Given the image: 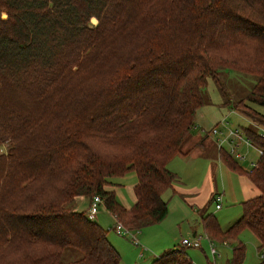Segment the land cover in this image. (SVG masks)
Instances as JSON below:
<instances>
[{"label": "trees", "instance_id": "1", "mask_svg": "<svg viewBox=\"0 0 264 264\" xmlns=\"http://www.w3.org/2000/svg\"><path fill=\"white\" fill-rule=\"evenodd\" d=\"M224 71L255 79L245 97H228ZM209 79L264 151V0H0V264H120L109 230L69 204L99 196L132 231L162 222ZM129 172L126 209L107 187ZM249 178L260 195L243 215L203 225L227 242L248 228L264 252V155ZM152 264L193 261L176 246Z\"/></svg>", "mask_w": 264, "mask_h": 264}, {"label": "rangeland", "instance_id": "2", "mask_svg": "<svg viewBox=\"0 0 264 264\" xmlns=\"http://www.w3.org/2000/svg\"><path fill=\"white\" fill-rule=\"evenodd\" d=\"M90 25L96 26L98 19L93 17L90 20ZM224 71L223 76L225 78V92L229 98L235 97L240 99L250 91L255 83V79L243 73ZM222 95L216 87L215 82L209 79L207 82V90L205 94V105L202 107L207 112L208 127L215 126V122L222 120L227 115V120L231 126L240 125L243 128L250 126L251 119L240 116L239 110L233 111L231 105H223ZM253 109L264 115V107L253 105ZM240 113V114H239ZM261 134L264 133V128H259ZM193 132V131H192ZM205 133L201 131L194 132L192 135L196 136ZM210 139L215 143L216 137L210 136ZM9 145L4 144L0 147V155L6 153ZM226 145H224L225 147ZM194 153V152H193ZM246 157V160L241 165L248 171L253 167L252 162L257 163L260 159V155L254 149V147L245 149L240 153ZM240 161V160H239ZM171 167V166H170ZM134 172L126 174L127 177ZM228 181L224 182V187H221L220 191L224 189L226 194L227 203H222V210H216L215 201L207 203L208 213L214 214L218 220L220 228L224 231L227 227L240 218L243 213L242 201L243 195L238 180V174L235 172H227ZM124 176V177H126ZM126 177V178H127ZM122 178L113 179L112 182L119 184ZM180 180V177L178 176ZM120 187V185H118ZM164 200L168 202L169 214L167 218L161 222L152 226L145 227L142 230L131 231L134 233L140 244L146 249L144 252L140 247L134 245L130 238L127 236H120L115 232V226L117 221L113 220L112 216L106 215L102 225L105 229L109 230V236L111 241L115 244L116 248L121 253L120 264H152L155 257H159L165 251L177 247H182L181 242L183 239L196 240L201 239L199 247H185L187 253L192 258L193 264H227L233 256V250L238 242H242L246 247V255L243 264H259L261 262L262 253L257 249L258 241L255 234L248 228L242 229L233 241H224L220 239H211L204 229V225L201 222V218L196 206H190L181 196L174 193V191L168 190L163 196ZM91 199L80 196L76 200L70 203V208L84 212L88 215L89 201ZM101 210V207H100ZM97 221V220H96ZM212 249L215 250V255L212 253ZM141 254L143 257H141ZM77 257L80 255L77 253Z\"/></svg>", "mask_w": 264, "mask_h": 264}, {"label": "crops", "instance_id": "3", "mask_svg": "<svg viewBox=\"0 0 264 264\" xmlns=\"http://www.w3.org/2000/svg\"><path fill=\"white\" fill-rule=\"evenodd\" d=\"M223 105H226V104H223ZM240 116L244 118L246 117L243 114H240ZM222 120L215 122V124L217 125ZM207 123H208L207 112L206 110H203L202 108H200L197 112L196 126L194 127L192 134L194 132H198L202 130V133H205V135L204 136H202L201 134H198L196 136L191 135L190 138L185 142L184 147H183V150L189 151V153L187 155L175 156L168 164L169 169L173 173H175L177 177L178 176L180 177V180L178 179L177 182L173 184V187L171 189L174 191L175 194L181 196L190 206L197 207L202 223H203V219H202L203 216H206V215L215 216L214 214L208 213V206L210 202L212 203V201H214V196L216 194H222L223 195L222 203H225V204L227 203V198H226L224 189L222 191H220V189L221 187H224V182L228 181L229 177L227 175V172L229 171L235 172L238 174V180H239V184L241 188V193L244 199L241 203H244L260 195V190L249 178V173L251 172L252 168L248 171L241 165L243 161L241 160L239 161V159L235 155L230 154V144H226L225 147L223 146L222 149H219L217 142L215 143L213 140L210 139V136H214L210 132L213 126L208 127ZM228 125L229 126L227 128L241 129L243 132V137H247V134L245 132L246 128L244 129L243 126H240V125L231 126L229 122H228ZM227 128L221 127V131H222L221 136H224L226 134ZM200 142L201 144L199 145ZM251 147L252 146H247L244 141H238L237 153L240 154L244 152L245 149H248ZM254 149L257 151L255 147ZM245 160H246V157H245ZM126 177L123 176V179H121L122 181L121 183L120 182L119 184L115 183V185L113 186H108L107 189L113 190L117 200L126 209H130L133 207V205L136 202L134 188L137 185L138 178H137L136 173L129 175V177L127 178ZM119 178H122V177H119ZM114 179H118V178H114ZM118 185H120V187ZM88 201L90 204V200ZM207 203L209 204L207 205ZM100 207H101V210L99 208L98 213L96 215V220L102 227H104L102 223L106 215L112 216L113 220L114 221L116 220L115 217L106 209L103 203L101 204ZM215 207H216V203H215ZM222 208H223V204L221 205L219 209L216 208V210L220 211L222 210ZM169 212L170 211L168 207V214ZM233 223L230 224L227 227V229L230 228L233 225ZM107 236H108L109 241L113 245V247L119 252L115 244L111 241V237L109 236V234ZM211 239H218V238H211ZM244 249H245L244 254L246 255L245 245H244ZM257 249H258V244H257ZM142 251L144 252L145 250H142ZM119 254L121 255L120 252ZM244 259H245V256H244ZM261 259H263V253H262ZM230 260H228L227 264L230 262Z\"/></svg>", "mask_w": 264, "mask_h": 264}, {"label": "built area", "instance_id": "4", "mask_svg": "<svg viewBox=\"0 0 264 264\" xmlns=\"http://www.w3.org/2000/svg\"><path fill=\"white\" fill-rule=\"evenodd\" d=\"M234 111L237 112V110L233 109V111H230V113L234 112ZM228 126H229L228 121L225 118L220 123L213 126L211 128L210 132H211V134H213L214 136L217 137V144H218L219 149H222V147L226 144H230V154L235 155L239 160L244 161L245 156L237 153L238 141H244L247 146H252V147H255V146L252 144V142L250 141L248 136L243 137V132L241 129H239V128L238 129L227 128ZM221 127L227 128L226 134L224 136H221L222 135ZM261 135L264 137V133ZM255 148L257 149L260 157L264 155V151L262 149L257 148V147H255ZM252 166H253L252 168H255L257 166V163L252 162ZM214 201L216 203V208L219 209L222 205L223 195L222 194H216L214 196ZM101 204H102V199L99 196H94L91 199L89 212H88V217L90 219L96 218V215L98 213V210H99ZM116 221H117V225L115 226L114 230L118 235L129 237L131 242L134 245L140 247L142 250H146L140 244L139 240L136 238L134 233L131 232L132 230L130 228L126 227L121 221H119V220H116ZM200 244H201V239H196V240L183 239L181 242L182 247H199ZM212 253H213V255H215L214 249H212Z\"/></svg>", "mask_w": 264, "mask_h": 264}]
</instances>
